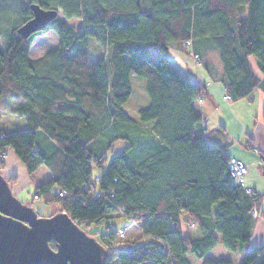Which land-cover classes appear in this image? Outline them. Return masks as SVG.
Returning <instances> with one entry per match:
<instances>
[{
  "label": "trees",
  "instance_id": "16d2710c",
  "mask_svg": "<svg viewBox=\"0 0 264 264\" xmlns=\"http://www.w3.org/2000/svg\"><path fill=\"white\" fill-rule=\"evenodd\" d=\"M10 1L0 0V104L16 101L12 113L26 129L0 126V162L9 148L27 173L44 165L50 175L35 195L94 236L105 264H233L208 255L218 243L242 251L240 264H264V246L243 249L259 194L228 180L231 155L206 141L194 106L204 85L183 77L166 55L169 47L197 53L208 68L204 58L214 49L229 98L264 93V0H16L14 9ZM32 2L80 24L53 20L24 38L17 27ZM11 12L17 21L3 30ZM46 29L57 45L30 57ZM88 37L103 55L92 58ZM132 76L144 78L148 100L135 118L123 108ZM118 141L125 144L109 159ZM242 144L252 147L250 133ZM116 217L128 223L116 227ZM134 222L137 238L119 239L118 230Z\"/></svg>",
  "mask_w": 264,
  "mask_h": 264
},
{
  "label": "rangeland",
  "instance_id": "374dc122",
  "mask_svg": "<svg viewBox=\"0 0 264 264\" xmlns=\"http://www.w3.org/2000/svg\"><path fill=\"white\" fill-rule=\"evenodd\" d=\"M8 2V1H7ZM18 1L11 0L10 5H12L13 9L16 7ZM9 4V2H8ZM10 12V11H9ZM11 16L9 19L3 20L2 28L3 30L7 29L12 23L16 20L14 13L6 14ZM56 21H66L72 26H78L80 24V20L78 18H65L60 9H58V14L55 19ZM58 37L53 29H46L43 33L35 36L33 39L30 48H29V56L32 58H37L41 56L45 51L54 48L57 45ZM87 41L90 46L91 56L96 59L99 56L103 55L105 50L95 41L94 38L88 37ZM4 40L0 37V46L3 44ZM166 55L172 60L176 61L179 67L186 72V65L183 63L182 59H187V54L184 51H178L177 49L168 48L166 50ZM190 55V64L191 68L195 66H200L201 64L194 61L191 54ZM182 57V58H179ZM207 58L210 60L215 59V50L209 49L207 52ZM189 62V61H188ZM192 76V75H191ZM132 91L127 99L124 102L123 108L129 113L132 117H137V110L139 107L147 104V97L144 92V78L138 76L131 77ZM257 93L254 94V97L248 98H238L231 99L232 101V110L234 115L242 122L247 123L249 126L257 117L255 121L256 125V135L257 139L261 140V147L264 150V117L262 114V107L264 104V93L261 92L260 89H256ZM226 99V98H225ZM17 102L13 101L9 104H6L1 108L0 104V126L6 133L13 132L15 130H23L26 129L25 120L22 117H17L12 113V110L16 106ZM209 115V123L205 124L207 129V136L212 139L220 140V136H222L224 141H227V147L231 146V152L235 154H243V161L246 164L247 173L244 175V180L246 186L255 187L256 191L261 194L262 200L261 205L264 207V159L261 158L260 154L256 152L254 147H245L242 142L244 139H247L246 135H243L242 138L234 136V131L227 126L224 122H220L219 116L216 115L214 110L206 112ZM256 115V117H255ZM255 117V118H254ZM233 124V122L231 123ZM215 129V130H214ZM204 133L203 128L201 129ZM214 133V134H213ZM204 135V134H203ZM125 142L118 141L114 146V150L108 153V158L110 159L115 153H117L123 146ZM11 153L13 152L7 148L3 152L4 160L0 162V172L6 176L7 178L12 177V185L15 187L13 189V194L23 203H29L35 212L40 216H49L55 213L58 210L57 204H47L44 203L39 197L35 195L36 186L42 183L45 179H47L50 175L48 169L44 165H40L33 172L23 174L24 165L18 160L13 162L11 159ZM264 156V153H263ZM22 165V166H21ZM106 167V166H105ZM25 168V167H24ZM7 172V174H6ZM96 173V170H93ZM23 176H22V174ZM19 183V184H18ZM17 185V187H16ZM20 185V186H19ZM258 207V206H257ZM259 210V209H258ZM113 223L116 227H120L128 223V219L125 217H116L112 219ZM87 228V227H86ZM89 231L99 230L102 231V225H91L88 228ZM139 235V230L134 222L130 226L124 229L123 233H119V239H136ZM144 238L139 239V241H143ZM240 251L230 252L226 250L220 243L217 244V247L212 251L211 255L215 258H228L233 257V264H238V256ZM242 257V255H241ZM242 260V258H241Z\"/></svg>",
  "mask_w": 264,
  "mask_h": 264
},
{
  "label": "water",
  "instance_id": "95a60500",
  "mask_svg": "<svg viewBox=\"0 0 264 264\" xmlns=\"http://www.w3.org/2000/svg\"><path fill=\"white\" fill-rule=\"evenodd\" d=\"M29 8L31 16L17 27L24 38L44 29L58 14V8L35 2ZM106 254L64 210L40 216L21 202L0 172V264H105Z\"/></svg>",
  "mask_w": 264,
  "mask_h": 264
},
{
  "label": "crops",
  "instance_id": "0c3cea01",
  "mask_svg": "<svg viewBox=\"0 0 264 264\" xmlns=\"http://www.w3.org/2000/svg\"><path fill=\"white\" fill-rule=\"evenodd\" d=\"M171 48L174 49L173 47H171ZM178 51L181 52V50H178ZM179 58H182V57H179ZM169 59H170V63L172 64V66L183 77L189 78L191 80H194V81L204 85V93L201 95L200 98H198L194 102V106L200 112V114L203 117L202 128L204 130L203 134H204L206 141L211 143V144L225 145L226 151L229 155L234 156V157L238 158L239 160H241L242 162H244L242 160L243 154L239 153L237 155L235 153H230L231 152L230 151L231 146L227 147V144H226L227 141H224L222 136H220L219 141H217L218 139H214V138L212 139L211 137L207 136V129L205 127V124L209 123L210 119H209V115H207L206 112H209V111L212 112V110H214V112H216V115L220 114V116H219L220 120L219 121L221 123L224 122L227 126H229L234 131V136H237L238 139L242 138L243 135L247 136V133H250L251 138H252V146L255 148L257 153L261 152L263 154L264 150L261 147L262 146L261 140L257 139V135H256V125H255V121L257 120L256 115H255L256 119L252 120L253 122L249 126L247 123L240 121L234 115V112L232 110L233 104H232L231 98H229V99L224 98L223 82L221 80L222 65H221V62L218 58L217 52L215 51V59L214 60H210L207 57L204 58V61L206 62L208 68L205 67V64L191 68V65H189L190 64V55L187 54V59H182L183 63H185V65H186V72H184L179 67V65L176 63V61L172 60L171 58H169ZM256 93H257V90L255 89V90H253V92L250 95H248L244 98H248V97L253 98L254 94H256ZM261 110H262V114L264 117V104H263V107ZM232 122H233V124H231ZM245 140L246 139H244V141ZM9 157H11V159L14 160L13 162H15V161L18 162V160L13 156L12 153H11V156H9ZM22 168H23V174L25 175L26 174L25 168L23 166H22ZM246 173H247V168H246L245 174ZM6 174H7V172H6ZM23 174H22V176H23ZM7 175H9V174H7ZM243 178H244V176L242 177L243 186L244 187H250V188L254 189L256 193H258L256 191L255 187L246 186V184L244 183L245 180ZM14 186L12 185V190L15 189ZM16 187H17V185H16ZM258 194H259V202H258L257 206H258L260 215L257 218H254L253 227L251 230V235H250L248 242L245 243L243 246L244 250H250L252 248H255V247L261 246V245L264 246V207H262V205H261V200H262L261 194L260 193H258ZM193 235L198 236L199 233L197 231H195V232H193ZM216 247H217V245L215 246V248ZM214 249H212L208 253V255L210 257H213L211 255V253ZM241 253H242V251L239 252V254H241ZM241 255L243 257V254H241ZM241 255L238 256V264H240L242 261ZM213 258H215V257H213ZM227 259H229V260H231V262H233V257H228ZM194 264H200V260H195Z\"/></svg>",
  "mask_w": 264,
  "mask_h": 264
},
{
  "label": "built area",
  "instance_id": "2783aa9c",
  "mask_svg": "<svg viewBox=\"0 0 264 264\" xmlns=\"http://www.w3.org/2000/svg\"><path fill=\"white\" fill-rule=\"evenodd\" d=\"M183 44L186 46H190L191 44V40L185 39L183 41ZM192 57L194 59V61L200 63L199 61V55L197 53H193ZM224 89V98L229 99V95L226 92V89L223 87ZM255 149V148H254ZM246 172V165L244 162H242L241 160H239L238 158L234 157V156H230L229 160H228V173L226 174V177L228 178V180L233 183V184H239L241 186H243L242 184V177L244 176ZM98 178V177H97ZM88 186H90V184H88ZM246 193H248L249 195L253 196L254 195V190L250 187H244ZM91 190L94 192V194H100L99 190L95 187H91ZM56 192L60 195H62L64 193L63 190L61 189H57ZM37 196V195H36ZM250 215L253 218H257L260 215V212L258 210L257 205H253L251 210H250ZM118 232L120 234L123 233V230L119 229ZM161 251H164V249L160 248Z\"/></svg>",
  "mask_w": 264,
  "mask_h": 264
}]
</instances>
